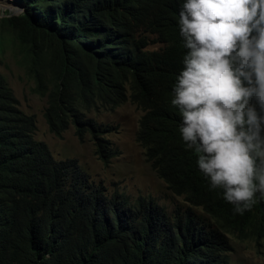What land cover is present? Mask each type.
I'll return each mask as SVG.
<instances>
[{
	"label": "trees",
	"instance_id": "16d2710c",
	"mask_svg": "<svg viewBox=\"0 0 264 264\" xmlns=\"http://www.w3.org/2000/svg\"><path fill=\"white\" fill-rule=\"evenodd\" d=\"M20 1V14L0 19V37L19 47L46 97L49 131L61 136L72 125L106 162L108 125L87 112L130 101L142 112L136 141L146 162L186 205L168 211L151 197L109 192L77 159L54 158L0 73V264H233L231 236L264 239V196L234 213L182 139L172 99L188 51L185 0ZM155 42L163 45L150 48Z\"/></svg>",
	"mask_w": 264,
	"mask_h": 264
},
{
	"label": "clouds",
	"instance_id": "9594fccd",
	"mask_svg": "<svg viewBox=\"0 0 264 264\" xmlns=\"http://www.w3.org/2000/svg\"><path fill=\"white\" fill-rule=\"evenodd\" d=\"M179 25L188 51L172 104L182 139L201 153L210 188L243 215L264 196V0H185Z\"/></svg>",
	"mask_w": 264,
	"mask_h": 264
},
{
	"label": "rangeland",
	"instance_id": "374dc122",
	"mask_svg": "<svg viewBox=\"0 0 264 264\" xmlns=\"http://www.w3.org/2000/svg\"><path fill=\"white\" fill-rule=\"evenodd\" d=\"M0 8L6 9L4 15H18L20 10H23V4L20 0H0ZM6 37L7 34L3 31L0 37V73L17 99L19 108L34 115V139L44 142L54 158L77 159L82 169L92 179L102 182L109 192L118 191L130 198L151 197L168 211L185 207L182 196L173 194L145 160L143 148L136 141L138 121L142 112L135 104L125 101L113 109L98 105L87 112V116L96 122L108 125L105 126L108 130L103 137L114 149V154H111L108 161L103 162L95 155L90 136L86 135L84 140L79 141L72 125L64 130L61 136L49 131L43 115L46 97L34 91V79L24 63L19 60L21 50ZM44 47L45 44L42 48ZM149 47L156 49L158 44L152 43ZM194 210L200 212L198 208ZM230 244L231 263L264 264L262 237L243 239L231 236Z\"/></svg>",
	"mask_w": 264,
	"mask_h": 264
}]
</instances>
